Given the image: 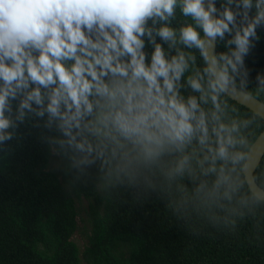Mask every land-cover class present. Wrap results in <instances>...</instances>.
Wrapping results in <instances>:
<instances>
[{
  "label": "clouds",
  "instance_id": "1",
  "mask_svg": "<svg viewBox=\"0 0 264 264\" xmlns=\"http://www.w3.org/2000/svg\"><path fill=\"white\" fill-rule=\"evenodd\" d=\"M262 35L264 0H0V153L35 134L70 185L156 194L193 235L251 219L264 241V136L249 150L246 134L264 105L230 103L252 99ZM49 245L32 248L42 264Z\"/></svg>",
  "mask_w": 264,
  "mask_h": 264
},
{
  "label": "trees",
  "instance_id": "2",
  "mask_svg": "<svg viewBox=\"0 0 264 264\" xmlns=\"http://www.w3.org/2000/svg\"><path fill=\"white\" fill-rule=\"evenodd\" d=\"M245 64L248 91L264 103V93L255 90L257 73H264V35ZM230 103L243 118L255 116L236 101ZM263 130L264 120L256 116L246 132L249 148ZM12 143L11 154L0 153V264H42L32 248L40 243L47 251L49 241L56 244L54 264H264V241L255 239L251 219L241 222L236 233L204 226L200 235H193L194 229L188 231L183 221L166 215L156 194L134 200L125 191L107 201L91 182L87 187L70 185L73 176L66 173V161L58 157L61 163L54 167L55 156L35 134ZM261 173L264 155L256 169L258 177ZM81 198L87 200L82 250L72 240L78 229L76 200ZM43 225L47 236L41 234Z\"/></svg>",
  "mask_w": 264,
  "mask_h": 264
},
{
  "label": "rangeland",
  "instance_id": "3",
  "mask_svg": "<svg viewBox=\"0 0 264 264\" xmlns=\"http://www.w3.org/2000/svg\"><path fill=\"white\" fill-rule=\"evenodd\" d=\"M55 160L53 161L52 165L54 167H58L61 163L58 157L55 156ZM77 207H78V217H77V224L78 229L74 233L72 240L78 245L79 249L82 250L83 246L86 243V234L87 230L85 228V221H86V212L85 208L87 205V200L84 198H81L80 200H76Z\"/></svg>",
  "mask_w": 264,
  "mask_h": 264
},
{
  "label": "water",
  "instance_id": "4",
  "mask_svg": "<svg viewBox=\"0 0 264 264\" xmlns=\"http://www.w3.org/2000/svg\"><path fill=\"white\" fill-rule=\"evenodd\" d=\"M252 99H247V100H243V99H239L238 102H240L239 104L247 107L248 109H250L251 111L257 109L258 103L264 105V103H262L261 101H259L258 99H256L255 97H253L252 95H250ZM254 112V111H253ZM264 120V118H262ZM261 136H264V130L258 135V137L254 140V142L251 144L252 145H257V141H260ZM261 145H264V141H261ZM261 145H257V148L259 149ZM251 146L249 148V150H251ZM264 154H262L263 156ZM262 156H260L259 158V163L262 159Z\"/></svg>",
  "mask_w": 264,
  "mask_h": 264
}]
</instances>
